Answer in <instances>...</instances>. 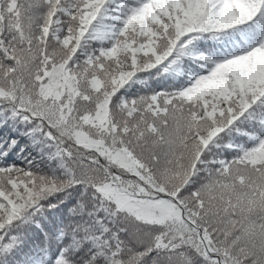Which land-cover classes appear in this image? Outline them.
Wrapping results in <instances>:
<instances>
[{
	"label": "snow or ice",
	"instance_id": "obj_1",
	"mask_svg": "<svg viewBox=\"0 0 264 264\" xmlns=\"http://www.w3.org/2000/svg\"><path fill=\"white\" fill-rule=\"evenodd\" d=\"M0 264H264V0H0Z\"/></svg>",
	"mask_w": 264,
	"mask_h": 264
}]
</instances>
